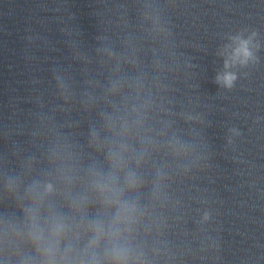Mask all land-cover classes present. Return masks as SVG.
Instances as JSON below:
<instances>
[{"label":"clouds","instance_id":"9594fccd","mask_svg":"<svg viewBox=\"0 0 264 264\" xmlns=\"http://www.w3.org/2000/svg\"><path fill=\"white\" fill-rule=\"evenodd\" d=\"M255 33H253V36ZM237 41V46L233 49L231 56L228 60H225V68H229L232 64L239 62L240 64H246L249 59L252 58V52L250 50V43L252 38L241 39L239 37L235 38ZM217 83L223 84L226 88H231L234 81L236 80V75L232 72L225 71L223 74L218 75ZM204 219H208L207 213L204 216Z\"/></svg>","mask_w":264,"mask_h":264}]
</instances>
